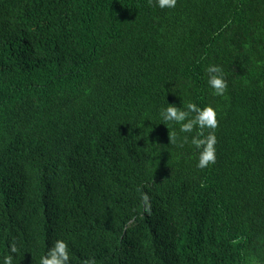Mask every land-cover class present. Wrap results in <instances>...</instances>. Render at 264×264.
<instances>
[{
	"label": "trees",
	"instance_id": "1",
	"mask_svg": "<svg viewBox=\"0 0 264 264\" xmlns=\"http://www.w3.org/2000/svg\"><path fill=\"white\" fill-rule=\"evenodd\" d=\"M59 241L68 264H264V0H0V264Z\"/></svg>",
	"mask_w": 264,
	"mask_h": 264
},
{
	"label": "clouds",
	"instance_id": "2",
	"mask_svg": "<svg viewBox=\"0 0 264 264\" xmlns=\"http://www.w3.org/2000/svg\"><path fill=\"white\" fill-rule=\"evenodd\" d=\"M177 0H158L159 7L164 8H174L176 6ZM209 73V84L215 89L216 95H223L227 90L228 84L224 76L222 75V69L218 66H210L208 68ZM191 111H198L199 115L197 122L200 127L203 128L207 125L210 128L217 127L216 112L212 107L205 108L203 110H198L195 105H189ZM164 119L167 121L183 122L186 119L187 113L178 110L175 106H169L165 112L162 114ZM193 123L183 124L181 131L191 132L193 130ZM197 148H200L207 143L208 147L205 148L204 152L201 154V158L198 164L200 168L208 167L209 163H215V149L213 145L216 143L215 137H210L207 141L195 140ZM12 252H17L16 247L11 249ZM69 253L66 243L63 241L57 242L55 248L49 253L48 256L43 257L41 264H68ZM2 264H13V257L8 255L3 260ZM91 264H95L93 260Z\"/></svg>",
	"mask_w": 264,
	"mask_h": 264
}]
</instances>
